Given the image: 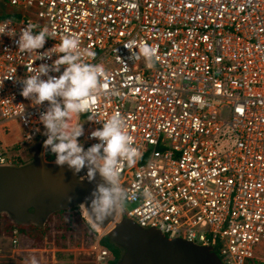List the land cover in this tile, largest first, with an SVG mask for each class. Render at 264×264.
<instances>
[{"label":"built area","instance_id":"obj_1","mask_svg":"<svg viewBox=\"0 0 264 264\" xmlns=\"http://www.w3.org/2000/svg\"><path fill=\"white\" fill-rule=\"evenodd\" d=\"M28 23L55 37L38 53L71 35L105 69L107 87L72 124H83L86 150L113 113L127 123L140 155L121 171L127 199L115 222L211 247L223 264H264V0H0L9 29L0 35V131L19 136L11 146L0 139V166H16L11 152L45 131L49 105L25 99L20 81L26 66L57 56L18 50ZM141 44L156 51L152 67L135 54ZM101 239L94 262L112 264Z\"/></svg>","mask_w":264,"mask_h":264},{"label":"clouds","instance_id":"obj_2","mask_svg":"<svg viewBox=\"0 0 264 264\" xmlns=\"http://www.w3.org/2000/svg\"><path fill=\"white\" fill-rule=\"evenodd\" d=\"M7 31V24L0 26V35ZM49 38L55 39L47 28L34 23H28L20 31L15 43L21 53L36 52L41 60L51 59L53 54L57 56L51 64L26 66L27 72L31 74L21 79L20 94L35 105H43L45 102L49 105L40 115V122L45 129L43 135L46 136L42 155L51 153L55 156V165L61 168L66 165L74 175L86 169L84 178L89 183L99 175L101 182L77 205L82 218L95 230L123 209L127 193L120 184L121 171L125 165L133 167L140 154L134 146L133 138L126 131L124 117L119 113H113L101 123L102 127L91 132L89 138L99 142L85 150L79 140L83 135V124L70 122L82 114L91 113L93 98L98 97L107 87L101 80L105 69L100 64L88 63V58H94L95 53L81 48L80 39L71 35L64 36L58 45L51 48L54 51L50 55V49L38 53L37 50L44 48ZM135 54L142 56L148 67L153 66L156 51L151 46L141 44ZM50 72L61 74L53 76ZM92 119L95 118L90 116L89 120ZM32 264H36L34 259Z\"/></svg>","mask_w":264,"mask_h":264},{"label":"water","instance_id":"obj_3","mask_svg":"<svg viewBox=\"0 0 264 264\" xmlns=\"http://www.w3.org/2000/svg\"><path fill=\"white\" fill-rule=\"evenodd\" d=\"M43 153L42 144L35 161L23 166H0V213H7L16 223L44 227L51 215L77 207L101 182L97 175L89 183L84 178L86 169L74 175L66 165H55L51 153L53 160L47 162ZM115 218L116 214L100 227L107 229L114 224L107 236L123 250L116 264H223L211 247L170 240L156 229H143L127 218L115 222Z\"/></svg>","mask_w":264,"mask_h":264},{"label":"rangeland","instance_id":"obj_4","mask_svg":"<svg viewBox=\"0 0 264 264\" xmlns=\"http://www.w3.org/2000/svg\"><path fill=\"white\" fill-rule=\"evenodd\" d=\"M17 134L16 129L2 130L0 138L11 146L19 140ZM11 153L20 155L16 158V164L23 166L35 161L39 157L40 149L33 145L26 150H15ZM44 158L47 162L53 160L49 154L44 155ZM126 207L128 211L132 208L128 203ZM3 219L4 216L1 213L0 264H32L33 259L36 264H95L93 246L99 235L102 238L108 233L107 230L97 232L96 229H91L87 221L82 218L78 207H74L48 218L46 227L49 231L41 243L37 244L17 230L18 244L14 245L12 235H6L2 230Z\"/></svg>","mask_w":264,"mask_h":264},{"label":"trees","instance_id":"obj_5","mask_svg":"<svg viewBox=\"0 0 264 264\" xmlns=\"http://www.w3.org/2000/svg\"><path fill=\"white\" fill-rule=\"evenodd\" d=\"M45 139H46L45 135L43 137H39L34 143L35 147H37L41 150V146H42ZM49 155L52 158V155L51 154H49ZM17 166H20V165L18 164ZM64 210H67V209H63V210L56 212V213H60ZM56 213H54V214H56ZM2 215L4 216V219L2 220V223H1L2 230L6 235H12L14 229H17L21 235L29 237L34 242L39 244L44 240V238L48 234L49 230L46 227V224L44 225V227H39L33 223H31V224H19V223H16L15 221H13V219H11V217H9V215L7 213H2ZM97 230L99 232H101V229L99 227L97 228ZM101 242L104 246L108 247L114 253L115 259H114L112 264H116L120 260L122 254H123V250L121 248H119L117 245H115V243L112 241V239L110 237H108L107 235L102 237Z\"/></svg>","mask_w":264,"mask_h":264},{"label":"bare ground","instance_id":"obj_6","mask_svg":"<svg viewBox=\"0 0 264 264\" xmlns=\"http://www.w3.org/2000/svg\"><path fill=\"white\" fill-rule=\"evenodd\" d=\"M114 226V224H111L107 229H102L101 227H99L101 230H107V232Z\"/></svg>","mask_w":264,"mask_h":264},{"label":"crops","instance_id":"obj_7","mask_svg":"<svg viewBox=\"0 0 264 264\" xmlns=\"http://www.w3.org/2000/svg\"><path fill=\"white\" fill-rule=\"evenodd\" d=\"M1 139V138H0Z\"/></svg>","mask_w":264,"mask_h":264},{"label":"flooded vegetation","instance_id":"obj_8","mask_svg":"<svg viewBox=\"0 0 264 264\" xmlns=\"http://www.w3.org/2000/svg\"><path fill=\"white\" fill-rule=\"evenodd\" d=\"M49 154V153H48Z\"/></svg>","mask_w":264,"mask_h":264}]
</instances>
